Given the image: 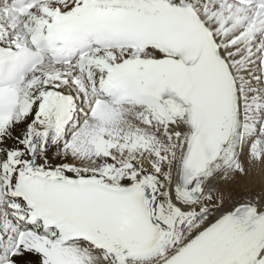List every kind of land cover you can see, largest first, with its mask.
<instances>
[{"label":"snow or ice","instance_id":"1","mask_svg":"<svg viewBox=\"0 0 264 264\" xmlns=\"http://www.w3.org/2000/svg\"><path fill=\"white\" fill-rule=\"evenodd\" d=\"M0 264H264V0H0Z\"/></svg>","mask_w":264,"mask_h":264},{"label":"bare ground","instance_id":"2","mask_svg":"<svg viewBox=\"0 0 264 264\" xmlns=\"http://www.w3.org/2000/svg\"><path fill=\"white\" fill-rule=\"evenodd\" d=\"M259 166L257 167V175H258V177H259ZM242 187H243V185H242Z\"/></svg>","mask_w":264,"mask_h":264}]
</instances>
